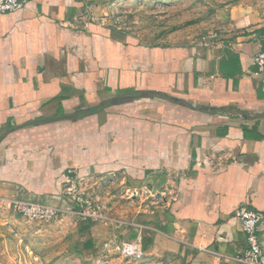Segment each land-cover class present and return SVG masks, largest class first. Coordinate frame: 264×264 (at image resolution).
I'll return each instance as SVG.
<instances>
[{
	"label": "crops",
	"instance_id": "crops-1",
	"mask_svg": "<svg viewBox=\"0 0 264 264\" xmlns=\"http://www.w3.org/2000/svg\"><path fill=\"white\" fill-rule=\"evenodd\" d=\"M96 3L28 0L0 12V197L63 207L71 169L153 191L173 180L142 238L183 264H243L233 210L264 213V68L254 60L264 20L236 21L217 41L148 44L97 15L77 19ZM258 228L264 248V220Z\"/></svg>",
	"mask_w": 264,
	"mask_h": 264
},
{
	"label": "rangeland",
	"instance_id": "rangeland-1",
	"mask_svg": "<svg viewBox=\"0 0 264 264\" xmlns=\"http://www.w3.org/2000/svg\"><path fill=\"white\" fill-rule=\"evenodd\" d=\"M96 1L94 15L117 35L148 44L217 41L235 31L236 21L252 25L264 20V0ZM75 172L67 170L66 181ZM173 182L156 180L155 190L149 187L137 199L131 193L141 186L122 175L79 176L80 208L62 209L52 219L26 217L8 202L0 206V264H183L179 256L154 250L142 238L153 232L145 222L152 221L147 218L153 210L158 215L163 209ZM125 244L138 245L140 254L126 255Z\"/></svg>",
	"mask_w": 264,
	"mask_h": 264
},
{
	"label": "built area",
	"instance_id": "built-area-1",
	"mask_svg": "<svg viewBox=\"0 0 264 264\" xmlns=\"http://www.w3.org/2000/svg\"><path fill=\"white\" fill-rule=\"evenodd\" d=\"M27 1L28 0H0V12L12 11ZM77 19H79V21H83V19H85L84 23L96 20L92 10L89 7H84L79 12ZM254 60L259 69L264 68V53H257L254 57ZM78 182L79 176L76 173L74 178L71 177L65 182L62 196L70 202L75 203L80 208L81 197L80 192L77 190L79 187ZM148 188V185L141 186L138 189L133 190L131 195L137 199H140V194L143 195L149 192ZM8 202L12 203L13 208L18 213L30 218L42 217L45 219H52L56 217L63 209L48 203L43 199L23 200L0 197V206H7ZM233 212L240 220L242 229L245 233V246L243 251L235 255L233 260L243 264H264V248L262 247L258 236V227L264 220V213L244 206H236ZM92 213L93 214L90 216L96 217L95 212ZM123 251L126 255L140 254L134 244H125L123 246Z\"/></svg>",
	"mask_w": 264,
	"mask_h": 264
},
{
	"label": "water",
	"instance_id": "water-1",
	"mask_svg": "<svg viewBox=\"0 0 264 264\" xmlns=\"http://www.w3.org/2000/svg\"><path fill=\"white\" fill-rule=\"evenodd\" d=\"M68 116V115H65ZM60 118H63V116H59V117H52V118H40V119H34V120H29L21 125H19V127H23L25 125H30V124H35V123H39V122H45V121H52V120H58Z\"/></svg>",
	"mask_w": 264,
	"mask_h": 264
},
{
	"label": "trees",
	"instance_id": "trees-1",
	"mask_svg": "<svg viewBox=\"0 0 264 264\" xmlns=\"http://www.w3.org/2000/svg\"><path fill=\"white\" fill-rule=\"evenodd\" d=\"M71 203L70 202L67 203V201H66V203L64 204V206L62 208L63 209L72 208V209H76V210L79 209L78 205H76L75 203H72V207H70Z\"/></svg>",
	"mask_w": 264,
	"mask_h": 264
}]
</instances>
